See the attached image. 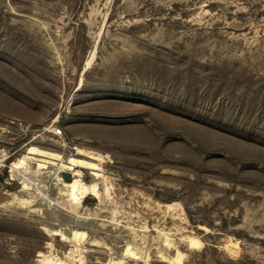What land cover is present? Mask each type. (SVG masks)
<instances>
[{"label": "rangeland", "instance_id": "1", "mask_svg": "<svg viewBox=\"0 0 264 264\" xmlns=\"http://www.w3.org/2000/svg\"><path fill=\"white\" fill-rule=\"evenodd\" d=\"M0 175V264H264V0H0Z\"/></svg>", "mask_w": 264, "mask_h": 264}, {"label": "bare ground", "instance_id": "2", "mask_svg": "<svg viewBox=\"0 0 264 264\" xmlns=\"http://www.w3.org/2000/svg\"><path fill=\"white\" fill-rule=\"evenodd\" d=\"M22 167V164H17L15 163L13 166H11V170L14 171L15 169H18V168H21ZM77 183V188H78V194L80 196L82 195H86V194H91V195H97L98 194V190H97V186L96 184H93V185H86L85 183H83L81 181V179H76L75 181ZM28 186L26 184H24V189H27ZM67 230V229H66ZM70 233V232H68ZM63 235L65 236V234L63 233ZM72 235V236H71ZM66 240L68 241H76L78 239H80V232H77V233H73V234H70V235H66ZM49 263L51 264H62L61 261L60 262H56L55 260H53L52 258H47L46 259Z\"/></svg>", "mask_w": 264, "mask_h": 264}, {"label": "water", "instance_id": "3", "mask_svg": "<svg viewBox=\"0 0 264 264\" xmlns=\"http://www.w3.org/2000/svg\"><path fill=\"white\" fill-rule=\"evenodd\" d=\"M3 179V177L0 175V180H2Z\"/></svg>", "mask_w": 264, "mask_h": 264}]
</instances>
